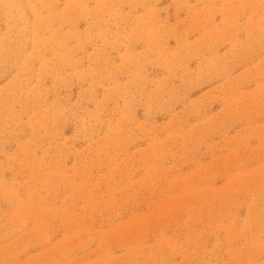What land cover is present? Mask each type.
I'll use <instances>...</instances> for the list:
<instances>
[{
    "label": "rangeland",
    "instance_id": "obj_1",
    "mask_svg": "<svg viewBox=\"0 0 264 264\" xmlns=\"http://www.w3.org/2000/svg\"><path fill=\"white\" fill-rule=\"evenodd\" d=\"M0 264H264V0H0Z\"/></svg>",
    "mask_w": 264,
    "mask_h": 264
}]
</instances>
